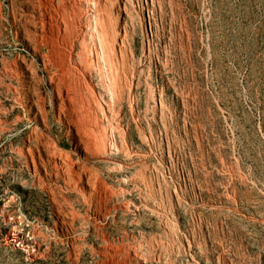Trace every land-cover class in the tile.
I'll return each instance as SVG.
<instances>
[{"label":"rangeland","instance_id":"1","mask_svg":"<svg viewBox=\"0 0 264 264\" xmlns=\"http://www.w3.org/2000/svg\"><path fill=\"white\" fill-rule=\"evenodd\" d=\"M0 264H264V0H0Z\"/></svg>","mask_w":264,"mask_h":264},{"label":"bare ground","instance_id":"2","mask_svg":"<svg viewBox=\"0 0 264 264\" xmlns=\"http://www.w3.org/2000/svg\"><path fill=\"white\" fill-rule=\"evenodd\" d=\"M99 142V141H98Z\"/></svg>","mask_w":264,"mask_h":264}]
</instances>
